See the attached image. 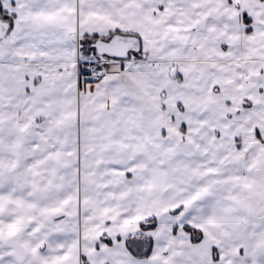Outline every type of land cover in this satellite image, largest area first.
<instances>
[{"label":"snow or ice","instance_id":"1","mask_svg":"<svg viewBox=\"0 0 264 264\" xmlns=\"http://www.w3.org/2000/svg\"><path fill=\"white\" fill-rule=\"evenodd\" d=\"M0 264H264V0H0Z\"/></svg>","mask_w":264,"mask_h":264}]
</instances>
